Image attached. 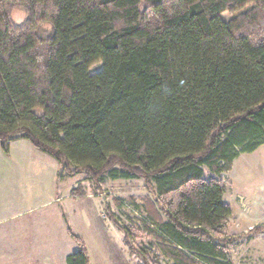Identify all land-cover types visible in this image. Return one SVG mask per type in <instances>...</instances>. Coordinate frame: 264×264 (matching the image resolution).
<instances>
[{
    "label": "trees",
    "instance_id": "1",
    "mask_svg": "<svg viewBox=\"0 0 264 264\" xmlns=\"http://www.w3.org/2000/svg\"><path fill=\"white\" fill-rule=\"evenodd\" d=\"M16 139L98 190L143 182L151 252L117 226L137 264H233L222 175L264 145V0H0L1 148ZM71 236L66 264H90Z\"/></svg>",
    "mask_w": 264,
    "mask_h": 264
},
{
    "label": "rangeland",
    "instance_id": "2",
    "mask_svg": "<svg viewBox=\"0 0 264 264\" xmlns=\"http://www.w3.org/2000/svg\"><path fill=\"white\" fill-rule=\"evenodd\" d=\"M231 17L225 14L222 20L226 22ZM12 20L18 25L22 24L25 20L24 12L14 11ZM44 29L48 31L49 28ZM99 70L100 64H96L90 72L96 73ZM38 155L45 161L38 160ZM50 162L56 164L57 172L54 167L48 165ZM63 170L62 163L35 149L25 139L10 142L6 151L0 146V181L14 182L17 191L31 189L37 192L41 189L40 184L46 185L48 180L57 179L58 193L62 194L69 186L79 191H88L92 187L91 190L99 193V197L94 199L92 213L89 208L80 210V213L76 210L71 226L74 233L82 238L90 264H137V258L131 247H139L145 252H151L153 247L151 239L146 235L139 220L142 216L130 204L132 198H135L136 203L139 204L140 199L147 194L141 180L106 181L98 190V185L96 183L90 185L91 181L85 179L83 174L63 178ZM222 176L227 182L222 200L231 209V216L223 232L228 237L241 236L240 242L232 249V263L264 264V233L260 236H252L250 233L252 228H264V145L252 153L241 154L234 161L231 172ZM24 194L26 197L20 199L16 195L0 193V204L8 203L7 205L12 207L7 210L12 218L2 226H13L18 229L28 223H39L43 220L39 219V214L45 215L47 211L38 212L30 209L46 201L48 197L41 196L39 199L37 194L33 196ZM49 195L53 197L56 194L52 191ZM107 204L114 213L116 225L107 215L105 210ZM95 210L98 216H95ZM17 213L21 214L14 216ZM67 216L71 217L69 211ZM117 226H124L130 230L132 237L129 242L132 246L124 243L123 234ZM35 228L30 227V229ZM160 264L164 262L160 261Z\"/></svg>",
    "mask_w": 264,
    "mask_h": 264
},
{
    "label": "crops",
    "instance_id": "3",
    "mask_svg": "<svg viewBox=\"0 0 264 264\" xmlns=\"http://www.w3.org/2000/svg\"><path fill=\"white\" fill-rule=\"evenodd\" d=\"M37 158L42 162L45 161L39 155ZM50 164L48 165L54 167L55 172H57L56 164L51 162ZM73 176L76 175H69L64 168L63 178ZM58 184L57 179H52L48 180L46 185L43 184L45 186L40 184L41 189H38L37 192L31 189L22 192L15 189L14 182L0 181L1 194L16 195L20 199L25 196L24 193L31 196L37 194L39 199L41 196L48 197L46 201L40 202L30 209L38 212L47 211L45 215H38L39 219L42 218L43 220L39 223H28L18 227V229L13 226H2L12 218L7 212L12 207L7 205L8 203L0 204V264H66V258L77 251V245L71 236L72 234L80 237L74 233V229L71 227L73 226L72 221L75 219L76 210L80 213V210L89 208L90 213H92L94 199L99 197V193L91 190L92 187L88 191H79L71 189V186H69L61 194L58 193L56 188ZM8 188H11V190H8ZM52 191L56 194L53 197L49 195ZM68 211L71 217L67 216ZM21 213L14 214V216ZM95 216H98L96 210ZM31 226L36 228L30 229ZM24 227L28 228L23 229Z\"/></svg>",
    "mask_w": 264,
    "mask_h": 264
},
{
    "label": "built area",
    "instance_id": "4",
    "mask_svg": "<svg viewBox=\"0 0 264 264\" xmlns=\"http://www.w3.org/2000/svg\"><path fill=\"white\" fill-rule=\"evenodd\" d=\"M264 235V234H263Z\"/></svg>",
    "mask_w": 264,
    "mask_h": 264
}]
</instances>
